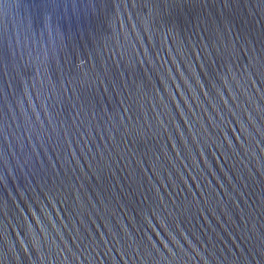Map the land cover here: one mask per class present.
I'll use <instances>...</instances> for the list:
<instances>
[{
    "label": "water",
    "instance_id": "water-1",
    "mask_svg": "<svg viewBox=\"0 0 264 264\" xmlns=\"http://www.w3.org/2000/svg\"><path fill=\"white\" fill-rule=\"evenodd\" d=\"M0 264H264V0H0Z\"/></svg>",
    "mask_w": 264,
    "mask_h": 264
}]
</instances>
